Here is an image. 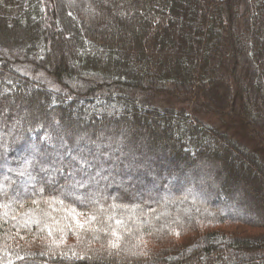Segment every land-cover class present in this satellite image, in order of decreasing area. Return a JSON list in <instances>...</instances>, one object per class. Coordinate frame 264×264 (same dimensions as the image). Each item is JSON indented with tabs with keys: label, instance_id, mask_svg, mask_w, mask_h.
<instances>
[{
	"label": "trees",
	"instance_id": "obj_1",
	"mask_svg": "<svg viewBox=\"0 0 264 264\" xmlns=\"http://www.w3.org/2000/svg\"><path fill=\"white\" fill-rule=\"evenodd\" d=\"M0 29V264H264V0H0Z\"/></svg>",
	"mask_w": 264,
	"mask_h": 264
},
{
	"label": "rangeland",
	"instance_id": "obj_2",
	"mask_svg": "<svg viewBox=\"0 0 264 264\" xmlns=\"http://www.w3.org/2000/svg\"><path fill=\"white\" fill-rule=\"evenodd\" d=\"M2 33H4V32H2L1 31V29H0V34H2ZM57 57V56H56ZM7 83V82H6ZM24 88V87H23ZM21 86H19V85H17V86H15V87H13V91L14 90H17L18 92H19V90L21 91L22 90V93H23V95H24V97L27 99V101H33V97H32V95H31V91H29L30 89H26L25 90V88L23 89ZM23 90H24V92H23ZM8 90L7 89H3V91H0V94H3V93H5V92H7ZM16 91V92H17ZM14 97V96H13ZM13 100H15V97H14V99ZM159 102H162V104L164 105L165 103H167L166 105H170V103H175V101L174 100H172V99H160V100H158ZM34 102V101H33ZM165 102V103H164ZM90 104H91V102H89ZM34 104H35V102H34ZM127 106L128 107H130V104H129V102L127 103ZM139 112L140 113H144L143 111H141V110H139ZM203 115V114H202ZM202 117H204V118H206L207 120L209 119H211V116H209V115H203ZM125 136H126V134H124ZM117 142V140L115 141V143ZM203 144H206V139H203V142H202ZM118 145V144H117ZM0 176L1 177H4V178H9V174L7 175V174H0ZM24 184L26 185V186H28L29 184L28 183H23V185L22 186H24ZM94 185H97V182H95V183H89V184H87V185H85V186H82L81 188L79 187L78 188V191H84L85 189H89L90 187H92V186H94ZM64 194H66V191L64 190V191H62ZM201 229H202V227H201ZM209 229H219V230H225L226 232H232V231H234V230H237V229H239L238 228V226H235L233 223H227V224H224V225H221L220 227H215V226H210L209 227ZM241 229V228H240ZM166 239H168V240H166ZM172 241H178L177 240V238H175V236H171L170 235V237L168 236V237H165L164 239H163V241H162V243H164V244H166V245H168L169 243H172ZM151 242V243H150ZM152 243H154V240L152 241V240H148V241H144L143 242V245L144 246H150V244H152ZM152 246H155V245H153L152 244Z\"/></svg>",
	"mask_w": 264,
	"mask_h": 264
}]
</instances>
